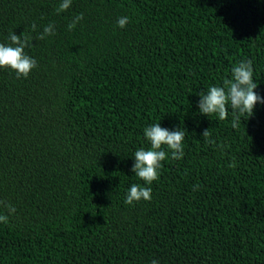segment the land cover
Instances as JSON below:
<instances>
[{
  "label": "trees",
  "instance_id": "trees-1",
  "mask_svg": "<svg viewBox=\"0 0 264 264\" xmlns=\"http://www.w3.org/2000/svg\"><path fill=\"white\" fill-rule=\"evenodd\" d=\"M60 3L0 0V43L55 25L27 78L0 68V264H264V103L236 128L198 106L248 59L264 98V0ZM157 123L184 157L163 146L146 185L134 153ZM132 184L151 200L126 204Z\"/></svg>",
  "mask_w": 264,
  "mask_h": 264
},
{
  "label": "clouds",
  "instance_id": "clouds-1",
  "mask_svg": "<svg viewBox=\"0 0 264 264\" xmlns=\"http://www.w3.org/2000/svg\"><path fill=\"white\" fill-rule=\"evenodd\" d=\"M73 0H61V3L56 9V13L60 14L67 11ZM84 18L83 13L75 16L68 24V30H73L77 24ZM130 22L129 17L118 18V25L124 28ZM32 31H37V26L33 24ZM55 34V25L49 23L43 28L42 32H38L35 38L25 32L22 35H16L15 32L9 33L8 45L0 43V68H10L16 72L17 78H27L30 72L38 67L37 61L26 54L25 49L33 45V40H44L46 37ZM232 78L225 80L223 86H211L206 92H201L198 106L200 114L210 116L217 115L220 120L227 119L229 112L232 115V127L239 126L241 117L253 115L257 103H264V98L257 94L256 89L258 84L253 79V61L241 60L231 70ZM231 109V111H229ZM144 134L150 142L149 149L140 148L134 153L135 163L132 171L135 175L143 180L146 185H151L160 177L162 162L168 158V152L163 146L171 150V158L179 160L184 157V139L185 131L183 128H178L170 131L161 127L160 123L150 125L144 129ZM211 133L209 129L203 132V138L206 142L214 144L215 141L209 140ZM199 190V185L193 186V191ZM151 187L132 184L127 194L125 203L133 204L141 199L151 200ZM0 205H4L0 201ZM9 213H15L16 209L11 204L6 205ZM7 215H0V222L8 223ZM152 264H159L158 260H153Z\"/></svg>",
  "mask_w": 264,
  "mask_h": 264
}]
</instances>
